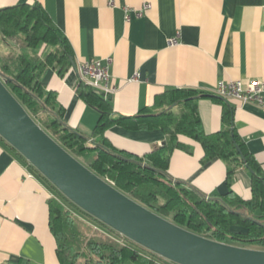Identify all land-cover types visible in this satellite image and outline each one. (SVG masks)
<instances>
[{"label": "crops", "instance_id": "obj_1", "mask_svg": "<svg viewBox=\"0 0 264 264\" xmlns=\"http://www.w3.org/2000/svg\"><path fill=\"white\" fill-rule=\"evenodd\" d=\"M23 2L40 3L69 41L74 66L65 76L50 68L44 80L64 107L65 122L91 139L99 113L80 98L77 86L78 66L92 59L108 66L116 115L145 108L160 112L155 99L170 88L216 94L220 80L264 83V0H0V8ZM229 101L237 131L264 171V103ZM198 112L207 133L224 127L222 105L212 97L199 99ZM105 136L114 147L142 156L167 135L114 125ZM181 140L194 151L172 153L168 174L173 180L207 197L232 190L251 198L248 168H239L228 181L223 160L202 163V145ZM55 194L42 174L0 138V264L59 263L49 228L48 200Z\"/></svg>", "mask_w": 264, "mask_h": 264}, {"label": "trees", "instance_id": "obj_2", "mask_svg": "<svg viewBox=\"0 0 264 264\" xmlns=\"http://www.w3.org/2000/svg\"><path fill=\"white\" fill-rule=\"evenodd\" d=\"M73 66L67 37L40 3L0 8V78L46 132L101 178L158 215L216 241L264 250V171L238 133L228 99L192 88H170L155 99L160 112L145 108L133 115H116L108 97L80 80L78 95L99 113L91 139L65 122V109L44 80L50 68L65 76ZM204 96L222 105L224 127L217 132L204 130L198 112V101ZM114 125L160 129L167 136L161 145L139 156L112 145L105 132ZM181 137L202 145V163L223 160L228 181L239 168L250 169L251 198L243 199L232 190L207 197L194 186L173 180L168 174L172 153L194 151V145ZM44 178L56 192L48 207L58 264H177L84 211ZM87 222L128 243L101 231L89 233Z\"/></svg>", "mask_w": 264, "mask_h": 264}, {"label": "water", "instance_id": "obj_3", "mask_svg": "<svg viewBox=\"0 0 264 264\" xmlns=\"http://www.w3.org/2000/svg\"><path fill=\"white\" fill-rule=\"evenodd\" d=\"M0 136L78 207L170 261L264 264L263 249L232 245L189 231L101 178L40 126L1 78Z\"/></svg>", "mask_w": 264, "mask_h": 264}, {"label": "built area", "instance_id": "obj_4", "mask_svg": "<svg viewBox=\"0 0 264 264\" xmlns=\"http://www.w3.org/2000/svg\"><path fill=\"white\" fill-rule=\"evenodd\" d=\"M148 6L145 5V8ZM171 42L175 43L176 39H172ZM78 72L81 81L105 97H108L115 90V87H111L109 84L111 75L108 66L103 64L100 59H92L80 64ZM215 93L228 100L236 98L244 102L264 103V83L259 80H251L249 82L220 80Z\"/></svg>", "mask_w": 264, "mask_h": 264}, {"label": "rangeland", "instance_id": "obj_5", "mask_svg": "<svg viewBox=\"0 0 264 264\" xmlns=\"http://www.w3.org/2000/svg\"><path fill=\"white\" fill-rule=\"evenodd\" d=\"M88 223V222H87ZM88 225L90 226L89 227V229L90 230H88L89 231V233H97V232H99V231H101V232H103L105 235H109L110 237H112V238H114V239H116L117 241H119L120 243H128V241H126V240H124L123 238H118V236H117V234H113V233H111V232H109V231H103V230H101L102 228H100V227H96L95 225H93V224H91V223H88ZM139 248V247H138ZM140 250L142 251V252H147V251H145V250H143V249H141L140 248Z\"/></svg>", "mask_w": 264, "mask_h": 264}]
</instances>
